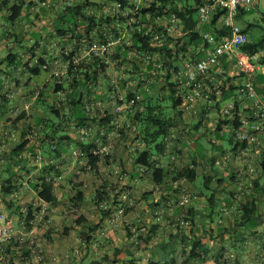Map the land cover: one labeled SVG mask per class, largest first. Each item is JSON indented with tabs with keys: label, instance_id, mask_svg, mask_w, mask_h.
I'll use <instances>...</instances> for the list:
<instances>
[{
	"label": "crops",
	"instance_id": "crops-1",
	"mask_svg": "<svg viewBox=\"0 0 264 264\" xmlns=\"http://www.w3.org/2000/svg\"><path fill=\"white\" fill-rule=\"evenodd\" d=\"M18 1L0 0V212L11 216L16 233L10 248L0 254V264H264L262 154L256 152V145H251L249 156L241 148L234 150L230 122L217 131L221 119L229 121L221 109L229 93L217 103L200 99L194 108L174 109L170 115H177L179 122L166 139V150L152 157L165 168L197 162V177L211 180L215 202L209 204L208 193L188 178L157 185L152 171L144 172L136 164L137 151L145 144L142 136L130 131L131 115L125 111L114 122V95L104 93L103 77L96 94H88L85 102H91L98 116L104 117L107 109L113 116L109 124L90 119L79 126L73 118L55 119L48 110L49 104L64 106L62 115L71 113L70 105L61 103L67 96L54 92L57 82L69 78L63 51L75 52L78 61L90 62L91 54L101 55L105 62L108 59L100 52H89L85 43L63 45L69 36L61 38L57 32L58 27L68 26L65 7L86 0H23L27 5L22 15L11 22L8 17ZM90 1L95 5L87 8L88 16L118 18L117 1ZM127 1L126 9L137 0ZM116 21L103 22V33L116 27ZM193 50L194 46L189 53ZM262 56L257 54V58ZM40 59L47 69L40 67ZM36 67L41 71L34 75L30 68ZM144 76L156 86L166 85L163 72ZM236 78L237 68L230 63L225 73L217 75L222 81ZM256 78L264 96L263 64ZM169 95L166 88L161 98ZM36 130L38 134L33 135ZM55 135L59 139L50 141ZM83 135L108 146L98 162V173L88 170V159L76 153ZM25 141V149L17 156L13 150ZM43 181H53L57 197L48 203L51 222L40 220L38 207L43 202L35 185ZM256 182L257 190L251 187ZM99 190L104 199L100 204L96 202ZM184 193L195 197L181 207ZM251 193L256 198L254 218L241 226L242 208ZM26 207L34 210L31 229L22 223ZM214 216H218L217 223ZM34 244L44 251L42 261Z\"/></svg>",
	"mask_w": 264,
	"mask_h": 264
},
{
	"label": "trees",
	"instance_id": "trees-1",
	"mask_svg": "<svg viewBox=\"0 0 264 264\" xmlns=\"http://www.w3.org/2000/svg\"><path fill=\"white\" fill-rule=\"evenodd\" d=\"M117 1L123 9H126L129 6L127 0H115ZM161 5L154 3L152 7L145 8L142 7L139 12L145 15L147 12L153 13V18L156 16H166L169 17L172 13H175L180 21L184 25L186 35L174 39L173 37H168L163 40L161 43H155L153 36L143 35L141 33H135L132 37L133 42L131 45L117 44L116 47H113L111 54L104 56L108 57L110 61L105 62L102 59L101 55L91 54L90 62L82 59L77 64H73V60L77 59L75 52H66L63 51L64 60H70L68 70L66 74L69 76L66 81H59L55 86V93H63L67 96L65 101L61 103H68L70 105L71 113H65L62 115V110L64 106H55L47 105L50 115H53L55 119L65 120L66 118H73L74 122H77L79 126L85 124L88 120L98 121L100 125L109 124L113 121V116L109 114V111L106 109L104 117L102 115L98 116V110L95 112L92 111L93 106L89 105L91 102L86 103L85 98L88 94H96L98 87H100L99 80L100 78L105 79V87L103 89L104 93L114 95V106L116 102H120L117 99L120 95H123L127 101L135 97L137 94L141 95L140 106H143V110L138 108L128 109L126 112L129 113L132 117V123H136L138 130L136 131L137 136H142L143 143L145 148L137 151L136 164L139 165L142 171H152L153 179L157 185L165 184L171 181H180L184 178L190 179L193 183L197 178V162L188 164L187 166L172 167V164L168 168H165L161 163L155 158L152 159L153 155H158L163 153L166 150L167 141L171 130L177 126L179 118L177 115H170L167 113L166 108L162 105L161 93H158L156 96L152 94L150 88L156 86L155 83H151L148 78H143L144 73L148 75L152 74L155 71L163 72L165 75L166 88L170 91L168 98L172 100L173 109L181 107V98L177 96L178 94V83L174 81L173 77L175 73L181 68V60L187 57V54L190 52L192 46L197 47L202 44V34L204 31L209 30L213 34L219 36L223 34L225 29L218 26L217 22L219 16L208 24H200L198 19V9L199 6L203 4L204 0H159ZM27 4L23 0H19L12 7V14L8 17V20L13 22L18 19ZM95 5V3L90 0H86L83 3H74L68 5L63 10V17L66 18L70 16V19L67 20L68 26L58 27L57 32L59 36L67 37V41L63 40V45L76 41L78 44L85 43L89 45V42H94L97 40L105 39L103 33L104 23L112 24L113 21L118 20L121 17H103L97 19L95 15H87V8ZM182 5V6H181ZM133 6V5H132ZM248 11L241 12L236 16V20L243 17ZM251 25H248L243 30L248 32V29ZM106 27V26H104ZM102 29V30H101ZM116 27L111 26L106 32H115ZM156 32L161 31V27L155 29ZM176 40V41H175ZM69 41V42H68ZM174 42V43H173ZM264 47V40L259 44H253L249 42L244 46V49H248L252 55H257L260 52V49ZM94 56V57H93ZM150 57V60H149ZM156 57V59H155ZM160 62L161 67L156 68L155 63ZM42 68L43 65H47L44 59H40L39 62ZM114 63V64H113ZM256 64H264V56L258 57L255 59ZM113 64V65H111ZM30 68L32 74L37 75L40 73L41 68ZM227 68V64L225 65ZM111 73H109V71ZM114 77L116 80L114 81ZM227 84V80H224ZM225 88V87H224ZM231 89H234L232 86ZM227 93V92H225ZM228 94V93H227ZM228 96H230L228 94ZM96 100V99H93ZM114 122L119 121V118L114 113ZM100 112V111H99ZM181 114V112H180ZM218 123L217 131H221L225 124H228L227 120H223ZM130 124V131H131ZM236 122V126L238 127ZM88 133V131H87ZM38 134L37 130L33 131V135ZM87 135H83L80 142H78V152L79 156L86 157L88 159L87 164L90 165V171L98 173V162L102 153H99L104 144H100V139H96L91 142L89 141ZM50 138L49 136L45 138ZM59 138L55 135L50 141H57ZM48 142V141H46ZM103 142V141H102ZM26 141L19 145L16 149L13 150V153L16 155H21L22 150L25 149ZM247 143L235 142L234 150L237 148L245 147ZM54 149V148H53ZM2 158V157H0ZM262 169L264 170V151L262 153V161L260 163ZM88 168V165H86ZM209 178L205 179V188L210 189ZM221 182V181H220ZM251 187L258 189V183ZM35 189L38 194V198L47 203H54L57 200V197L54 193V183L53 181H43L42 184L35 185ZM190 195V199L187 203L181 204V207L186 206L195 195L184 193L183 195ZM247 202L242 208V213L240 215L239 225L244 226L252 221L256 209V198L253 193L247 197ZM101 200L103 201V196L100 190L96 195V202L100 204ZM182 201V198H181ZM209 204L215 202V193H212L208 196ZM34 210L32 207L29 210L27 216L26 227L31 229V221L34 220ZM141 230L144 229L146 232V227H140ZM143 232V233H144ZM2 233V225L0 223V235ZM14 238V237H13ZM9 242H4L0 244V254L5 252L10 248L12 240ZM140 238V237H139ZM195 244V242H194ZM192 248H194L192 246ZM193 251V250H192Z\"/></svg>",
	"mask_w": 264,
	"mask_h": 264
},
{
	"label": "built area",
	"instance_id": "built-area-1",
	"mask_svg": "<svg viewBox=\"0 0 264 264\" xmlns=\"http://www.w3.org/2000/svg\"><path fill=\"white\" fill-rule=\"evenodd\" d=\"M260 0H204L198 9V19L200 24H210L217 16L218 26L225 29L223 34L219 36L206 30L202 34V44L194 47L187 57L181 60V68L175 73L173 79L178 83V94L181 98V107L183 109L194 108L200 99H206L208 102H219L222 95L227 92L229 98L222 105L223 117H227L230 121V128L233 133L234 141L247 143V146L241 147V152L245 156L250 155L251 145H256L258 154L264 150V96L258 91L256 74L259 70V64L255 63L257 55H252L244 46L250 42L248 32L238 26L236 16L241 12L254 9ZM154 3L161 5L159 0H137L133 7L123 9L118 3L117 16L121 17L116 21V31L107 32L105 39L89 42V52H100L103 56L111 54L113 47L117 44L131 45L133 35L141 33L143 35L151 34L155 43H161L168 37L178 39L186 35L183 23L175 13L169 17L156 16L147 12L141 14L142 7H152ZM161 27L160 32L155 29ZM108 58V57H106ZM156 59V57H155ZM150 60V57H149ZM108 59L106 62L108 63ZM73 64L79 61L74 59ZM68 68L70 60L65 62ZM230 63L237 68V78L225 81L217 80V75L225 73V65ZM156 68L161 67V63L154 64ZM41 66V65H40ZM47 65H43V69H47ZM116 78L114 77V81ZM234 86V89H231ZM225 87V88H224ZM114 106V113L119 119L123 118V113L128 109L138 108L140 106L141 95L137 94L129 101L123 95H120ZM236 122L239 124L236 126ZM138 126L136 123L131 124V131L136 133ZM99 153H107L108 146L104 145ZM77 153V151H76ZM88 169H90V165ZM250 172H255L254 159L249 161ZM27 189H31L27 184ZM190 195H183L181 204L187 203ZM42 201V200H41ZM40 209V220L51 222L47 217L48 203L42 201ZM30 208L26 207L22 214L24 227L26 225L27 216ZM39 214L36 213V216ZM0 223L2 225V233L0 235V244L9 242L16 236L14 221L8 214L0 212ZM24 237L20 236L19 240L24 241ZM35 250L38 252L39 260L44 259V251L39 244H34Z\"/></svg>",
	"mask_w": 264,
	"mask_h": 264
},
{
	"label": "rangeland",
	"instance_id": "rangeland-1",
	"mask_svg": "<svg viewBox=\"0 0 264 264\" xmlns=\"http://www.w3.org/2000/svg\"><path fill=\"white\" fill-rule=\"evenodd\" d=\"M236 22L240 27H246L251 23V26L248 29V35L250 37L251 42H253V44H259L260 42H262L264 40V0H260L259 4L254 9L248 11L243 17L236 20ZM259 53L260 55H263L264 47L260 49ZM165 87L166 86L162 87V85H157L154 86L153 88H150V90L152 91V94H155L157 92L163 95L164 91L166 90ZM161 103L166 108L167 113L171 114L172 111L174 110L172 107V100L170 98H167L162 100ZM50 123L52 124L53 121H50ZM225 134L226 137H229L230 135L229 132H226ZM224 144L227 148L232 147L229 140H225ZM220 181H221L220 183H223L224 180H220ZM204 184L205 182L203 175L198 176L194 183L195 187H197L200 190H204L206 193H208V195H210L211 194L210 189H206ZM214 219L216 220L217 223L218 216H214Z\"/></svg>",
	"mask_w": 264,
	"mask_h": 264
}]
</instances>
